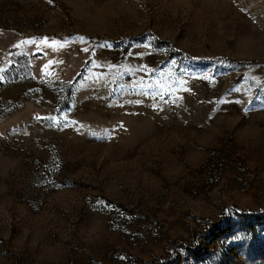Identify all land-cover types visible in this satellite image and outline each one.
I'll use <instances>...</instances> for the list:
<instances>
[{
    "label": "rangeland",
    "instance_id": "obj_1",
    "mask_svg": "<svg viewBox=\"0 0 264 264\" xmlns=\"http://www.w3.org/2000/svg\"><path fill=\"white\" fill-rule=\"evenodd\" d=\"M0 264H264V0H0Z\"/></svg>",
    "mask_w": 264,
    "mask_h": 264
}]
</instances>
